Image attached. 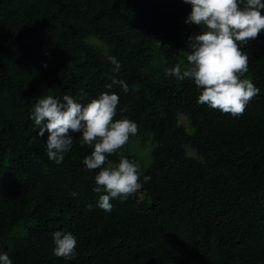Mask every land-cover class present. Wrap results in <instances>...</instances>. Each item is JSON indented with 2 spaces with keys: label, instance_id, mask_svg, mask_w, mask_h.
I'll return each mask as SVG.
<instances>
[{
  "label": "trees",
  "instance_id": "obj_1",
  "mask_svg": "<svg viewBox=\"0 0 264 264\" xmlns=\"http://www.w3.org/2000/svg\"><path fill=\"white\" fill-rule=\"evenodd\" d=\"M190 11L184 0H0V251L13 264H264V31L244 45L242 78L259 92L233 116L165 74L188 63L200 31ZM109 55L126 93L104 87ZM104 91L120 97L113 120L138 131L102 167L122 154L142 184L110 212L96 206L100 169L84 166L80 134L57 165L30 119L38 97ZM61 229L77 238L74 259L53 255Z\"/></svg>",
  "mask_w": 264,
  "mask_h": 264
},
{
  "label": "clouds",
  "instance_id": "obj_2",
  "mask_svg": "<svg viewBox=\"0 0 264 264\" xmlns=\"http://www.w3.org/2000/svg\"><path fill=\"white\" fill-rule=\"evenodd\" d=\"M191 5L185 18L186 24L200 27L189 37L190 54L182 70L180 64L166 69L167 76L179 80L190 79L201 90L197 103L219 109L233 116L242 114L250 99L259 92L254 83L242 78L248 71V53L244 45L264 31V0H184ZM111 65V75L105 89L120 87L128 91V85L117 77L120 61L112 55L106 58ZM119 94L104 91L87 103L72 95L38 97L32 107L30 119L37 135L48 133L47 156L59 165L73 144V133H79L84 144L92 151L83 158L87 169H100L94 176L93 190L100 193L96 206L110 212L112 199L125 200L142 187L140 165L120 155L114 167H102L106 154L118 153L138 126L128 117L113 120L117 112ZM150 176L144 175L143 182ZM76 195L75 192L72 193ZM53 255L69 260L77 255V238L71 232L55 230L52 233ZM0 264H13L6 251H0Z\"/></svg>",
  "mask_w": 264,
  "mask_h": 264
},
{
  "label": "rangeland",
  "instance_id": "obj_3",
  "mask_svg": "<svg viewBox=\"0 0 264 264\" xmlns=\"http://www.w3.org/2000/svg\"><path fill=\"white\" fill-rule=\"evenodd\" d=\"M140 153H141V152H140ZM140 153H139V154H140ZM148 157H149V156H148ZM148 157H147V155L145 156V159H144L145 161H144V162H146V161L148 160Z\"/></svg>",
  "mask_w": 264,
  "mask_h": 264
}]
</instances>
